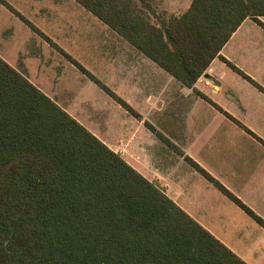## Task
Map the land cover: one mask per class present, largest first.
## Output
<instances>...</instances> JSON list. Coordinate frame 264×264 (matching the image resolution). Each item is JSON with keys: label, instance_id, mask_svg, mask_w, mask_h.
I'll return each instance as SVG.
<instances>
[{"label": "trees", "instance_id": "trees-1", "mask_svg": "<svg viewBox=\"0 0 264 264\" xmlns=\"http://www.w3.org/2000/svg\"><path fill=\"white\" fill-rule=\"evenodd\" d=\"M0 1L139 116L9 3ZM76 1L183 86L194 87L220 57L264 91L220 54L246 19L264 28L259 20L264 0H192L181 16L154 23L121 0ZM187 161L264 224L202 167ZM0 264L247 263L0 57Z\"/></svg>", "mask_w": 264, "mask_h": 264}, {"label": "crops", "instance_id": "crops-1", "mask_svg": "<svg viewBox=\"0 0 264 264\" xmlns=\"http://www.w3.org/2000/svg\"><path fill=\"white\" fill-rule=\"evenodd\" d=\"M5 1L139 116L109 96L1 1L0 57L247 264H264V224L187 161L197 163L264 221V91L220 57L194 87L183 86L76 0ZM183 2L175 0L174 10ZM191 3L175 15L185 13ZM164 4L172 13V0ZM259 20L264 24V16ZM49 25L74 33V39L49 34ZM77 27L82 31L79 38ZM38 39L41 48L29 50L28 41ZM220 54L264 89L260 24L246 19ZM147 123L183 154L166 145Z\"/></svg>", "mask_w": 264, "mask_h": 264}, {"label": "rangeland", "instance_id": "rangeland-1", "mask_svg": "<svg viewBox=\"0 0 264 264\" xmlns=\"http://www.w3.org/2000/svg\"><path fill=\"white\" fill-rule=\"evenodd\" d=\"M121 1L125 5H128L130 9L133 11V13L136 14L137 11L145 13L146 16H149L151 22L154 23V22H157L159 19H165L170 15H175V13L177 12L181 13L185 9V6L188 5V3H190L192 0H184L183 2L184 5H181L178 10H174L175 0H172V6H171V8L173 9L172 13L169 11V9L168 10L165 9L164 0H121ZM138 14H141V13H138ZM71 20H73V18ZM76 24H79V23H76ZM43 32L45 33V31ZM46 32H48L49 34H55L59 36L60 39H66L64 35H67L69 38L73 37L74 39V33L68 34L66 31H63V29H60L58 25H49L48 29H46ZM76 32L78 34L76 38H79V36L82 34V31L80 29L78 30V27H77ZM28 42L30 43V46L28 48L29 50H31L33 47H36L39 49L41 48L40 47L41 42L39 39L29 40ZM77 54L82 56L81 49L78 47H77ZM43 55L45 54L43 53ZM85 62H87L86 64H89V66H92V63L90 65V61L89 62L85 61Z\"/></svg>", "mask_w": 264, "mask_h": 264}, {"label": "water", "instance_id": "water-1", "mask_svg": "<svg viewBox=\"0 0 264 264\" xmlns=\"http://www.w3.org/2000/svg\"><path fill=\"white\" fill-rule=\"evenodd\" d=\"M207 79H209L211 82L216 83L215 79L209 75H205Z\"/></svg>", "mask_w": 264, "mask_h": 264}]
</instances>
